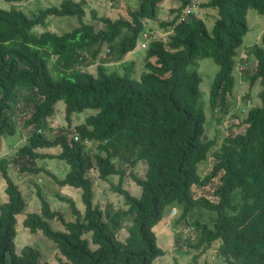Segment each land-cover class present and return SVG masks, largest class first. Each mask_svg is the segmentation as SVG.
I'll list each match as a JSON object with an SVG mask.
<instances>
[{
    "label": "trees",
    "instance_id": "1",
    "mask_svg": "<svg viewBox=\"0 0 264 264\" xmlns=\"http://www.w3.org/2000/svg\"><path fill=\"white\" fill-rule=\"evenodd\" d=\"M161 1L137 0L125 16L114 18L92 11L100 27L82 19L83 0H60L29 14L14 4L0 6V142L2 134L15 132L22 115L25 131L23 142L0 157L6 195L0 201V264H38L40 254L28 243L16 248L17 214L26 201L9 165L19 173L44 172L58 185L79 188L82 212L71 197L56 193L73 214L67 220L33 182L39 208L23 212L20 220L21 226L38 229L54 242L63 257L59 264H152L164 252L152 227L167 205L179 208L173 226L179 222L198 234L194 243L185 239L187 246L205 248L217 241L216 253L228 264H264V30L245 51L254 59L247 77L260 84L259 103L247 108L241 132H229L218 143L203 138L205 112L196 68V58L203 56L217 64L207 104L211 112H226L236 47L247 30L246 8L262 13L264 0L199 2L215 9L210 29L194 11L185 10L191 0H176L171 16L158 21L169 28L166 40H143L144 22L156 19ZM47 15L74 16L77 24L62 32L34 31L35 25H45ZM139 34L145 41L144 68L137 76L133 60L122 63L121 73L107 71L102 61L94 72L84 69L101 59L103 46L120 59L134 48ZM19 92L27 102L22 107H16ZM57 100L63 103L65 123L54 131L47 118ZM84 108L92 112L72 124L71 114ZM54 147L57 151L48 150ZM208 156L209 167L199 174L197 164ZM51 157L68 165L61 177L37 163ZM138 161L144 164L142 176L134 170ZM91 168L101 179L117 175L110 187L121 195V206L103 211L92 201ZM125 175L139 187L138 194L122 186ZM193 187L201 192L194 193ZM52 219L62 228L53 227ZM121 229L125 232L119 238Z\"/></svg>",
    "mask_w": 264,
    "mask_h": 264
},
{
    "label": "rangeland",
    "instance_id": "2",
    "mask_svg": "<svg viewBox=\"0 0 264 264\" xmlns=\"http://www.w3.org/2000/svg\"><path fill=\"white\" fill-rule=\"evenodd\" d=\"M60 0H20V1H7L0 0V6L8 7L10 4H14L18 8L29 14L31 11H35L37 8L44 7L48 4H57ZM84 1V15L83 20L91 22L95 27L103 26L96 19L91 16L94 11L96 16H108L114 18L118 15L125 16L127 8L134 7L137 4V0H83ZM203 0H191L190 9L204 20L207 29H210L213 17L215 16V9L207 6H200L198 3ZM177 5L176 0H162L156 6V19H147L144 24V32L146 36L143 40L149 36L160 37L166 40L168 29H164L159 26L158 21L166 19L171 16L170 7ZM188 9V8H187ZM186 10V9H185ZM245 19L247 24V30L242 36L241 43L236 47L237 55L235 67L232 70L234 77V84L231 93L228 96L227 111L224 113L218 112V110L212 111L207 104V94L210 82L217 69V64L207 56L196 58V68L200 75L199 90L200 99L199 103L205 112V121L203 129V138H214L218 143L223 135L227 133L241 132L244 128L243 118L248 107L259 103L257 91L260 88L258 80L253 83L248 82L247 74L251 71L254 65V59L249 56H245L246 49L253 43L259 41V35L264 30V12L259 13L253 7L248 6L245 12ZM77 24L76 17L74 16H59V15H47L44 26H38L33 29L38 32L44 28L62 32L70 29ZM142 36H137L136 44L134 48L126 52L120 59L116 58V54H108L104 51L105 46L102 47L100 52L101 59L96 60L94 63L84 67L88 71L94 72L97 62L102 61L105 69L115 70L118 73L122 72V63L125 60L134 61V72L137 74L143 70V47L144 42ZM143 42V43H142ZM142 43V45H141ZM21 92L17 97L16 107H22L26 105ZM63 103L61 100L55 102V111L52 116L47 118L48 124L55 131V128L59 125H63L65 120L63 118ZM92 109L84 108L79 112H73L71 114V123H78L83 120L84 116L91 113ZM219 116V120L217 117ZM23 115L20 116L19 121L16 123V130L13 134H2L0 142V157L6 156L13 152L14 148L21 144L24 140V129L22 128L20 121ZM58 148H49V151H57ZM91 151H89L90 153ZM115 160V159H114ZM37 163L43 165L45 168L54 172L58 177H61L68 169V165L65 161L56 157L37 159ZM209 156L200 161L197 164V172L199 174L204 173L209 167ZM9 174L11 178L17 183L18 187L25 198L26 205L23 209L25 211L38 210L39 201L35 195V186L33 182H36L45 197L49 201L50 207L57 209L63 214V217L67 220L73 218V214L70 211L69 205L64 200L60 199L57 194H62L71 197L76 208L82 212L83 205L80 200V190L66 184H56L50 176L44 172H38L37 174H29L23 172H17L16 168L9 165ZM134 170L137 175L142 176L144 173V164L140 161L134 166ZM89 176L93 180V198L92 201L97 203L103 211L113 209L122 205V197L115 191H112L110 184L115 183L117 175L110 174L106 179H101L97 175L95 168H91L88 171ZM4 180L0 174V201L6 199V195L3 192ZM122 186L127 188L131 193L138 194L139 187L125 175L122 181ZM194 193H200L201 190L193 187ZM205 192V191H204ZM171 205H167L162 213V218L156 222L152 229L155 235L156 244L160 246L164 252L153 258L152 264H228L216 253L217 241H213L208 247L202 248V246L191 247L187 246L185 239H188L189 243H194L198 238L196 230L192 229L191 232L186 230V226L181 223L174 224L179 208L176 205L174 215L170 216L169 210ZM23 212L17 214L15 245L18 249L22 244L28 243L39 249L38 264H43L44 261L50 264H59L63 257H60L56 251L55 244L50 239L45 237L40 230L33 232L20 225V220L23 217ZM203 213V212H202ZM51 225L56 228H62V224L52 219ZM124 229L118 232V237L124 236ZM176 235L178 237H176ZM182 244L181 247L177 246V241ZM184 240V241H183Z\"/></svg>",
    "mask_w": 264,
    "mask_h": 264
},
{
    "label": "built area",
    "instance_id": "3",
    "mask_svg": "<svg viewBox=\"0 0 264 264\" xmlns=\"http://www.w3.org/2000/svg\"><path fill=\"white\" fill-rule=\"evenodd\" d=\"M190 7L191 6L186 7L185 9L188 10V9H190ZM72 137H73L74 140H77L78 139V136L76 134H74ZM82 142L86 143L87 141L86 140H83ZM174 213H175V207L174 206H171L168 214L170 216H172V215H174Z\"/></svg>",
    "mask_w": 264,
    "mask_h": 264
}]
</instances>
